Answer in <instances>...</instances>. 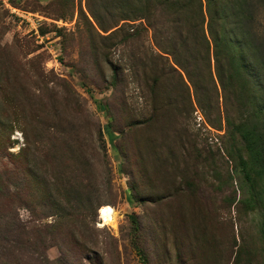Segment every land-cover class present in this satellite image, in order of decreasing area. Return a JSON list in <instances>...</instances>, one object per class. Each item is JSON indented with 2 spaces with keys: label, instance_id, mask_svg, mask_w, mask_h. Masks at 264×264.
Instances as JSON below:
<instances>
[{
  "label": "rangeland",
  "instance_id": "1",
  "mask_svg": "<svg viewBox=\"0 0 264 264\" xmlns=\"http://www.w3.org/2000/svg\"><path fill=\"white\" fill-rule=\"evenodd\" d=\"M111 1L7 0L43 19L40 38L0 4L4 213L43 264H264L212 60L210 77L188 45L187 77Z\"/></svg>",
  "mask_w": 264,
  "mask_h": 264
},
{
  "label": "trees",
  "instance_id": "2",
  "mask_svg": "<svg viewBox=\"0 0 264 264\" xmlns=\"http://www.w3.org/2000/svg\"><path fill=\"white\" fill-rule=\"evenodd\" d=\"M259 3L264 0H112L110 4L122 14L120 19H142L158 38L159 50L169 54L187 77L182 65L187 58L180 56L188 45L190 58L205 62L210 77L212 60L225 103L224 123L232 151L226 155L235 158L234 172L247 194L245 202L261 209L264 225V104H260L264 101L257 96L258 89L264 90V36L259 41L253 30ZM2 196L0 264H43L47 261L43 243H26L25 227L15 221V213H4L9 203Z\"/></svg>",
  "mask_w": 264,
  "mask_h": 264
},
{
  "label": "built area",
  "instance_id": "3",
  "mask_svg": "<svg viewBox=\"0 0 264 264\" xmlns=\"http://www.w3.org/2000/svg\"><path fill=\"white\" fill-rule=\"evenodd\" d=\"M0 4L8 11L13 23L18 26H28L27 32L33 33L36 37H41L37 33V28L42 24L43 19L40 21V17H36V15H33V13L19 10L13 6H10L7 3V0H0Z\"/></svg>",
  "mask_w": 264,
  "mask_h": 264
}]
</instances>
